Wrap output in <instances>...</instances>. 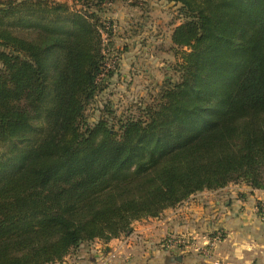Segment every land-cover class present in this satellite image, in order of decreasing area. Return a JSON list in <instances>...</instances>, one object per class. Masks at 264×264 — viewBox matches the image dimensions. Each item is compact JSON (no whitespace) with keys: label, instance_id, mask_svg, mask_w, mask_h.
I'll return each instance as SVG.
<instances>
[{"label":"trees","instance_id":"trees-1","mask_svg":"<svg viewBox=\"0 0 264 264\" xmlns=\"http://www.w3.org/2000/svg\"><path fill=\"white\" fill-rule=\"evenodd\" d=\"M70 1L0 0V264L60 263L201 191L264 190V0H163L177 80L94 124L115 0Z\"/></svg>","mask_w":264,"mask_h":264},{"label":"crops","instance_id":"crops-1","mask_svg":"<svg viewBox=\"0 0 264 264\" xmlns=\"http://www.w3.org/2000/svg\"><path fill=\"white\" fill-rule=\"evenodd\" d=\"M258 204L264 205V190L241 182L201 191L179 206L164 210L159 217L133 222L129 235L107 244H81L56 264H264V222L258 218ZM215 233L222 238L215 244L211 259H204L191 249L168 252L159 246L167 235L212 237Z\"/></svg>","mask_w":264,"mask_h":264},{"label":"rangeland","instance_id":"rangeland-1","mask_svg":"<svg viewBox=\"0 0 264 264\" xmlns=\"http://www.w3.org/2000/svg\"><path fill=\"white\" fill-rule=\"evenodd\" d=\"M53 1L79 8L70 0ZM140 2L116 0L103 5L97 13L101 21H111L113 36L106 39L103 31L102 43L108 68L116 70L108 86L102 85L88 105L85 115L89 124L104 118L108 111L115 116L136 115L138 104L150 102L165 78H178L174 69L180 57L174 53L170 36L181 18L176 8L165 1Z\"/></svg>","mask_w":264,"mask_h":264},{"label":"built area","instance_id":"built-area-1","mask_svg":"<svg viewBox=\"0 0 264 264\" xmlns=\"http://www.w3.org/2000/svg\"><path fill=\"white\" fill-rule=\"evenodd\" d=\"M108 70V66L106 65ZM258 218L264 222V205L256 208ZM221 235L215 233L209 237L194 234H175L167 235L159 241V246L164 251L186 252L192 250L204 259H211L213 256V248L217 242L221 240ZM217 264V263H214Z\"/></svg>","mask_w":264,"mask_h":264}]
</instances>
